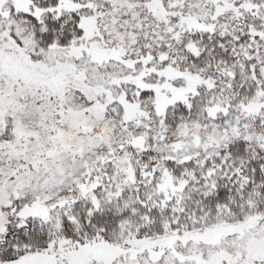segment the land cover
<instances>
[{"label":"rangeland","instance_id":"obj_1","mask_svg":"<svg viewBox=\"0 0 264 264\" xmlns=\"http://www.w3.org/2000/svg\"><path fill=\"white\" fill-rule=\"evenodd\" d=\"M46 1L0 0V129L14 127L13 141L6 143L10 154L0 158V240L7 233L8 209L18 224L33 216L54 217L48 209L58 210L65 196L57 195L56 202L47 199L50 191L61 190L60 181L63 189L74 183L75 194L96 205L133 186L138 176L126 152L115 159L112 184L103 192L95 191L97 181L89 170L87 182H80L81 161L87 152L90 156L93 149L109 147L114 126L149 112L158 118L153 136L162 139L161 149L178 152L181 140L190 135L197 139L200 132L201 145H206L241 131L264 151V0H57L55 7ZM64 11L78 12L81 35L66 47L41 48L25 15L41 20ZM233 20L240 21L245 33L230 34ZM184 31L229 37L225 43L237 50L234 59L161 66L151 50L161 59V47L176 48ZM191 42H185L188 52L196 49ZM139 90L151 91L145 96L150 102L146 109L138 101ZM25 91L49 97L53 105L46 125L52 133L42 142L19 116ZM189 97L198 104L195 118L176 125L165 122L168 106ZM56 117L67 122L68 134L59 132ZM105 152L87 160L97 165L94 170L113 156ZM165 166L135 197L154 198L152 204L161 207L183 203L186 181ZM18 191L30 193L32 200L16 205V211L8 199ZM3 264H264V212L225 214L196 227L143 236L123 227L110 240L97 236L81 243L58 237L44 250Z\"/></svg>","mask_w":264,"mask_h":264},{"label":"trees","instance_id":"obj_2","mask_svg":"<svg viewBox=\"0 0 264 264\" xmlns=\"http://www.w3.org/2000/svg\"><path fill=\"white\" fill-rule=\"evenodd\" d=\"M46 2H49L52 7L57 4V0ZM25 16L35 26V38L41 48L54 44L66 47L82 33L79 26L80 16L76 11H64L55 17L49 14L41 20L32 15L26 14ZM239 20L231 21L233 24L229 28L230 34L233 33L235 37L245 33L244 29H246L241 28ZM225 37L227 36L216 35L215 31L212 33L184 31L180 40L176 42V48L175 45L172 47L167 45V50L161 47V59L156 58L154 50H151V54L161 62V66L167 65L169 61L175 62V65H189L190 67L193 61L201 62L202 66L206 61L214 64L217 58L232 60L237 50L234 52L232 46L225 43L226 40H230L229 37ZM235 37L232 36V39ZM188 40L195 45L196 49L193 52L186 50L185 42ZM172 48L175 49L170 50ZM238 86L239 90L242 89V85ZM139 91L138 101L140 106L146 109L150 102L145 96L151 91ZM189 98L191 99L188 101L168 106L166 117H164L165 122L169 125H176L180 121L194 119L198 104L195 97ZM20 101L25 104V108L19 116L25 124L33 127L31 134L33 133L42 142L52 133L50 128L47 130L49 124L47 117L50 118V112L53 111L51 100L49 97L38 94L30 95L25 91ZM150 109L152 111V108ZM46 114L45 121L43 115ZM54 120L59 132L68 134L67 122L62 124L57 117ZM12 125L0 129L1 159L4 155L7 157L10 154L6 143L10 145L11 142L8 141H13L12 129L14 127ZM153 130H159L158 118L150 112L128 123L122 122L118 127L114 126L109 130L115 138L113 136L109 138L111 144L108 148L105 149L106 146L102 145V147L91 150L90 156L87 152L83 157L79 176L83 175L79 178L82 181H79L87 182L89 176L91 180L96 178L95 191L103 192L105 187L112 184L110 178L115 159L122 157L121 153H127V158L136 171L135 177L138 176V178L133 186H127L119 196L102 200L96 205L85 196L78 197L75 194L77 190L74 189V183H70L67 188L63 189L61 185H65L59 179L58 186L61 190L56 193L50 191L47 199L50 202H56L59 198L56 197L57 195L64 194L65 196L58 210L53 211V207L48 209L53 212L54 217L33 216L18 224V221L12 218L11 209H8V212L4 213L7 233L0 240V264L15 261L30 252L44 250L52 240L58 237L81 243L97 236L110 240L115 235H119L123 227L135 233L136 236H143L161 233L169 228H182L185 225L187 228L196 227L223 217L225 214L241 217L246 213L264 212V151L261 146L257 148L252 145L241 131L227 134L219 142L213 140L214 138L210 139L211 141L209 140L206 145H201L203 143L201 140L204 139L203 133L196 134L197 139H191L194 136L190 135L189 140H181L179 143L181 148L179 147L180 150L175 152L170 150L169 146L167 149H164L165 146L161 149L162 139L154 138ZM105 151L111 152L113 156L110 155L108 160L103 162L104 165H101L100 170L98 168L94 170L97 165L87 160L108 154ZM5 161L8 162V160ZM49 162L52 164L51 161ZM163 166L171 170L173 174L182 176L186 181V186L182 191L185 196L180 206L170 201L161 207L159 204H152L154 198L135 197L137 193L143 191L147 180L159 176ZM29 177L27 175L23 180ZM34 177L38 178V176ZM42 178L47 179L46 176ZM25 184L29 185V182ZM18 192L16 196L15 194L14 196L9 195L11 198L8 199L11 203L9 208L14 207L16 211L19 209L15 207L16 205L32 200L28 197L30 193ZM48 192L45 190V193ZM125 197L127 201L122 202ZM64 210L67 211L66 214L63 213ZM175 219L176 224H172Z\"/></svg>","mask_w":264,"mask_h":264}]
</instances>
